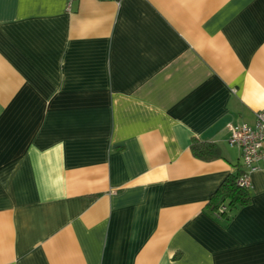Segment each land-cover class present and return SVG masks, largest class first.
Masks as SVG:
<instances>
[{
	"label": "crops",
	"instance_id": "1",
	"mask_svg": "<svg viewBox=\"0 0 264 264\" xmlns=\"http://www.w3.org/2000/svg\"><path fill=\"white\" fill-rule=\"evenodd\" d=\"M0 0V264H264V0ZM193 139L220 155H194Z\"/></svg>",
	"mask_w": 264,
	"mask_h": 264
},
{
	"label": "trees",
	"instance_id": "2",
	"mask_svg": "<svg viewBox=\"0 0 264 264\" xmlns=\"http://www.w3.org/2000/svg\"><path fill=\"white\" fill-rule=\"evenodd\" d=\"M191 148L196 157L204 160H210L220 155V149L212 142L193 139ZM244 171L242 164L228 176L209 202V206L215 216L227 223L232 220L234 210L251 202L249 189L238 184V180ZM222 205H225L226 209L220 211Z\"/></svg>",
	"mask_w": 264,
	"mask_h": 264
},
{
	"label": "built area",
	"instance_id": "3",
	"mask_svg": "<svg viewBox=\"0 0 264 264\" xmlns=\"http://www.w3.org/2000/svg\"><path fill=\"white\" fill-rule=\"evenodd\" d=\"M74 0H69L68 8ZM229 144L231 147L239 148L243 162L244 172L238 180L242 187L250 189L252 186L251 174L264 168V110L256 113L254 125L247 123L232 125ZM225 205L220 211L225 210Z\"/></svg>",
	"mask_w": 264,
	"mask_h": 264
}]
</instances>
